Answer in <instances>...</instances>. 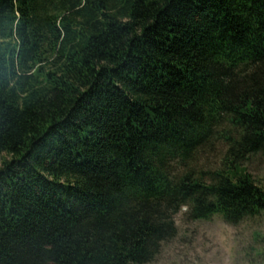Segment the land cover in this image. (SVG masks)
<instances>
[{"label": "trees", "instance_id": "obj_1", "mask_svg": "<svg viewBox=\"0 0 264 264\" xmlns=\"http://www.w3.org/2000/svg\"><path fill=\"white\" fill-rule=\"evenodd\" d=\"M256 154L264 0H0V264H147L183 208L263 218Z\"/></svg>", "mask_w": 264, "mask_h": 264}, {"label": "rangeland", "instance_id": "obj_2", "mask_svg": "<svg viewBox=\"0 0 264 264\" xmlns=\"http://www.w3.org/2000/svg\"><path fill=\"white\" fill-rule=\"evenodd\" d=\"M226 152L227 145L218 143L200 154L194 168L203 173L221 167ZM245 164L255 181L264 185V154L252 155ZM175 220L177 235L165 241L147 264H264V241L254 236L264 238V217L231 225L216 215L191 220L183 208Z\"/></svg>", "mask_w": 264, "mask_h": 264}]
</instances>
